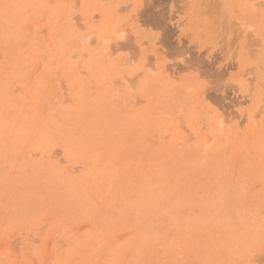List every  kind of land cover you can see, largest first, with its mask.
<instances>
[{"label":"rangeland","instance_id":"374dc122","mask_svg":"<svg viewBox=\"0 0 264 264\" xmlns=\"http://www.w3.org/2000/svg\"><path fill=\"white\" fill-rule=\"evenodd\" d=\"M0 264H264V0H0Z\"/></svg>","mask_w":264,"mask_h":264}]
</instances>
